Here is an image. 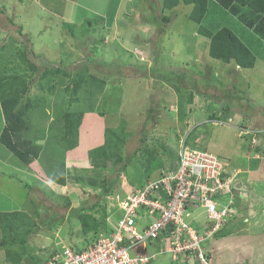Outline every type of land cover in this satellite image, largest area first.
I'll return each mask as SVG.
<instances>
[{
	"label": "rangeland",
	"instance_id": "rangeland-1",
	"mask_svg": "<svg viewBox=\"0 0 264 264\" xmlns=\"http://www.w3.org/2000/svg\"><path fill=\"white\" fill-rule=\"evenodd\" d=\"M162 8L163 0H0V68L13 78L15 73L23 78L33 75V80L26 79L33 81L27 96L35 100L41 95L47 104V123L33 121L40 130L57 119L60 106L67 108L73 101L67 91L71 77L43 78L44 72L65 67L71 75L85 73L87 92L79 99L87 100V123L86 129H79V140L87 130L88 150L100 146L111 128L120 137L108 136L118 149L123 144L124 157L138 151L103 202L107 214L112 215L133 189L170 173L182 144L219 157L227 176L226 185L215 197H220L219 206H236L216 231L203 209H190L188 221L198 224L205 234L211 233L203 235L202 242L211 264H263L264 151L257 147L264 144V36L256 31L259 20L249 26L230 11L226 17L217 16L215 21L213 16L204 24L211 34L223 25L232 28L258 49L255 67L244 69L211 58V35H202L199 26L190 21L192 6L181 4L168 12ZM163 15L172 20L161 38ZM158 41L161 49L156 52ZM30 48L34 55L28 53ZM22 54L39 66L37 72L26 68ZM179 68L181 75H176ZM189 82L196 85L192 87L196 91L190 90ZM3 118L0 112V136ZM31 133L30 137L41 135L36 130ZM55 146L49 151L57 153L52 149ZM79 148L66 152L67 168L77 176L98 177L88 155L84 158L77 153ZM82 149L84 146L79 151ZM49 159L46 156L45 161ZM116 161L113 157L103 177L118 173L120 163ZM36 162L24 168L0 143V213L24 211L30 223L40 228H33L23 244L15 237H22L26 224L15 232L2 227L0 264H15L9 254L22 256L18 264H46L52 253L85 243L79 223L70 216L81 205L95 203L100 190L71 181L65 187L57 185L45 165ZM229 188L232 196L226 193ZM3 237L8 244L2 246ZM186 261L173 260L166 253L150 264H198L193 257Z\"/></svg>",
	"mask_w": 264,
	"mask_h": 264
},
{
	"label": "trees",
	"instance_id": "trees-1",
	"mask_svg": "<svg viewBox=\"0 0 264 264\" xmlns=\"http://www.w3.org/2000/svg\"><path fill=\"white\" fill-rule=\"evenodd\" d=\"M212 1L217 3L213 7H211L210 4ZM181 4L192 6V12L189 15V19L195 23L196 27L199 26L200 33L207 36L211 35L209 49L211 58L224 64L234 63L244 69H253L255 67L258 59V49L250 45L248 40H244L241 35H238L237 31L224 25L211 34L210 27H205L204 24L213 16L215 21H217V16L222 15L226 17L227 12L231 11L233 15L238 13L242 22L249 26L257 18L259 20V27L256 31L260 33V35L263 34L264 36V0H163L162 12L164 11L163 9L168 12ZM156 5L157 3H153L152 7L156 8ZM214 8L216 10H213ZM0 12H2L1 9ZM171 20V16L169 15L162 16L163 26H160L158 32L161 38L164 37L163 35L169 27ZM21 29L22 27L19 29L20 33ZM159 41L155 42V46L157 48L156 52H159L161 49ZM28 53L30 55H34L31 48L28 50ZM22 58H24L26 62L27 69L29 68L33 72H37L39 70V66L33 63L30 57H26V54H22ZM41 65L47 66L44 62H41ZM20 67L19 70L23 71L22 67ZM1 69L2 66L0 68V112L5 119V126L3 133L0 136V143L5 145L21 161L24 168H29V166L35 165L38 160L41 161V163L45 165L44 167L50 180L57 185L65 187L71 181V183L100 190L95 203L84 206L81 205L75 209L70 216V218L77 220L81 233L85 237V243H83L82 247L73 248L76 251H83L87 248V246L92 245L102 236H109L115 231V225L119 219L116 211L120 212L119 207H116V210H113L111 213L112 215H110L107 214V208L103 202L106 201V197L110 194L111 189L115 187L117 181L124 176L126 169L130 166L133 157L137 156L136 153L138 151L129 157H124L123 149L121 150V146L123 147V144L119 143V145L117 143L118 146H120V149H118L113 145L114 141L108 136L110 134H115V136L120 137V134L118 135V133L111 128L106 130V140H104V143L100 146L92 147L88 150L86 141L88 140L89 135H87V130H83L85 135L79 140V129L81 127L86 129L84 124L87 123L85 120V118H87V112L85 110L87 100L81 102L79 99L82 92L84 93V90H86L84 72H78L71 75L70 72L66 71L65 67H56V69H48L44 72L43 78L47 75L57 76L59 74H65L66 76L71 77L67 91L70 93L73 101H70L67 108L60 106L56 111L59 114L56 113L55 115V118L57 119H55L50 126L47 127V125H45L40 130L38 127L34 126L33 121L43 119L44 122L47 123L46 119L48 117L44 112L47 104L45 97L43 98L41 95L35 98V100L27 96L30 92L31 83L33 81L29 82L26 79L28 77H31L32 79L33 75L31 74L28 75L27 78H23L15 73V77L13 78L5 73L7 72L6 70L2 71ZM181 71L182 69L179 68V71L175 74L177 75V73H179L181 75ZM39 79L41 80V77ZM182 81L183 80L179 81V85L180 82L183 83ZM188 85L192 92L196 91V88H192L196 86L193 82H189ZM205 85L207 87V84ZM74 105L76 107H74L75 109H73ZM34 130L41 132V135H39V133H33L35 134L34 137H30L32 134L31 132H34ZM143 142H145V139H143ZM54 143L56 146L52 149L57 153L49 151V148H51V145H54ZM79 145L80 148L77 153H82L84 158L88 155L91 167L98 177L88 178L77 176L67 168L66 152L77 149ZM82 146H84L85 149L79 151ZM257 151H264V144L257 147ZM48 152L51 153V155H49ZM87 152L88 154H86ZM149 155L152 156V154ZM46 156L48 158L50 157V165L48 164L49 161H45ZM113 157L116 158V162L120 163L118 173L103 177V173L110 170V162L113 161ZM178 158L179 157H177L176 160L177 165ZM177 165L174 169L171 168V172L176 170ZM144 184H142L139 188L143 187ZM167 189L168 188L164 186L159 191L166 199H168L170 195L167 193ZM228 195L231 194L228 193ZM224 201L228 202V200ZM235 206L236 204L234 203V205H231V208H234ZM26 214L27 213L20 210L17 212L0 213V229L3 227V231L6 230L9 232H15V230H18L26 224L25 231L21 233L22 237L20 234L15 237L23 244L26 242L28 235L34 232L33 228H36V230L40 229L39 225L36 223H30L29 215ZM44 222L45 221H43V223ZM43 223L42 225H44ZM45 223H47V221ZM192 225L196 229L200 230L198 224ZM6 244H8V239L3 237L1 245L3 246ZM55 253H57V251L52 253L49 259H51ZM8 259L11 262L14 261L15 264H18L22 261V256L17 254V256L14 257L9 254Z\"/></svg>",
	"mask_w": 264,
	"mask_h": 264
},
{
	"label": "built area",
	"instance_id": "built-area-1",
	"mask_svg": "<svg viewBox=\"0 0 264 264\" xmlns=\"http://www.w3.org/2000/svg\"><path fill=\"white\" fill-rule=\"evenodd\" d=\"M186 145H181L176 170L160 177L168 199L159 192L160 178L132 190L117 205L122 214L112 234L99 238L89 250L64 248L46 264H150L166 253L173 260L193 257L198 264H211L202 247L203 235L211 233L196 229L188 219L200 208L213 231L222 227L231 204L219 206L215 195L226 185L227 172L213 153Z\"/></svg>",
	"mask_w": 264,
	"mask_h": 264
},
{
	"label": "bare ground",
	"instance_id": "bare-ground-1",
	"mask_svg": "<svg viewBox=\"0 0 264 264\" xmlns=\"http://www.w3.org/2000/svg\"><path fill=\"white\" fill-rule=\"evenodd\" d=\"M157 182V181H156ZM159 182V185H160V187H159V190H161V188H163L164 187V185L166 184L161 178H160V180L158 181ZM203 228V227H202ZM69 249H72V250H75V249H73V248H69ZM89 250V246H87V248L86 249H84V250Z\"/></svg>",
	"mask_w": 264,
	"mask_h": 264
},
{
	"label": "crops",
	"instance_id": "crops-1",
	"mask_svg": "<svg viewBox=\"0 0 264 264\" xmlns=\"http://www.w3.org/2000/svg\"><path fill=\"white\" fill-rule=\"evenodd\" d=\"M3 121H4V126H5V119L3 118ZM217 242H219V241H217ZM157 248H159V245L158 244H155L154 246H153V249H157ZM150 249H152V248H150ZM219 250V249H218ZM230 261V260H229ZM232 262V260L230 261V263ZM262 264V263H261ZM264 264V263H263Z\"/></svg>",
	"mask_w": 264,
	"mask_h": 264
},
{
	"label": "clouds",
	"instance_id": "clouds-1",
	"mask_svg": "<svg viewBox=\"0 0 264 264\" xmlns=\"http://www.w3.org/2000/svg\"><path fill=\"white\" fill-rule=\"evenodd\" d=\"M211 153V152H210ZM178 156H179V154H178ZM154 180V179H153ZM134 190V189H133ZM208 256H209V254H208Z\"/></svg>",
	"mask_w": 264,
	"mask_h": 264
}]
</instances>
